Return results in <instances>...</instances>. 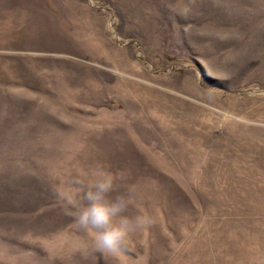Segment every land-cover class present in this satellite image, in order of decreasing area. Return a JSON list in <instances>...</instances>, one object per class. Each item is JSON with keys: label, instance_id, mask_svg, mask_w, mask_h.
Wrapping results in <instances>:
<instances>
[{"label": "rangeland", "instance_id": "1", "mask_svg": "<svg viewBox=\"0 0 264 264\" xmlns=\"http://www.w3.org/2000/svg\"><path fill=\"white\" fill-rule=\"evenodd\" d=\"M96 171L152 220L115 257ZM0 264H264V0H0Z\"/></svg>", "mask_w": 264, "mask_h": 264}, {"label": "clouds", "instance_id": "2", "mask_svg": "<svg viewBox=\"0 0 264 264\" xmlns=\"http://www.w3.org/2000/svg\"><path fill=\"white\" fill-rule=\"evenodd\" d=\"M93 177L86 184L77 179L75 192L60 191L57 195L64 206L74 209L75 224L88 234L90 249L104 257H115L123 251L130 233L146 228L152 220L146 215H125L133 200L130 195H112L119 174L96 171Z\"/></svg>", "mask_w": 264, "mask_h": 264}, {"label": "bare ground", "instance_id": "3", "mask_svg": "<svg viewBox=\"0 0 264 264\" xmlns=\"http://www.w3.org/2000/svg\"><path fill=\"white\" fill-rule=\"evenodd\" d=\"M263 115V114H262Z\"/></svg>", "mask_w": 264, "mask_h": 264}]
</instances>
